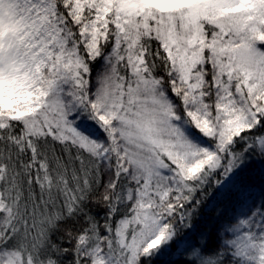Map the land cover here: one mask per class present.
<instances>
[{
  "label": "snow or ice",
  "instance_id": "1",
  "mask_svg": "<svg viewBox=\"0 0 264 264\" xmlns=\"http://www.w3.org/2000/svg\"><path fill=\"white\" fill-rule=\"evenodd\" d=\"M161 260L264 264V0H0V264Z\"/></svg>",
  "mask_w": 264,
  "mask_h": 264
},
{
  "label": "trees",
  "instance_id": "2",
  "mask_svg": "<svg viewBox=\"0 0 264 264\" xmlns=\"http://www.w3.org/2000/svg\"><path fill=\"white\" fill-rule=\"evenodd\" d=\"M213 214L211 212L207 213L205 216L204 221H202V225H201V230L202 231H206L207 227L206 226H210L211 225V220L209 219V217H211ZM160 264H165L164 260H161Z\"/></svg>",
  "mask_w": 264,
  "mask_h": 264
}]
</instances>
